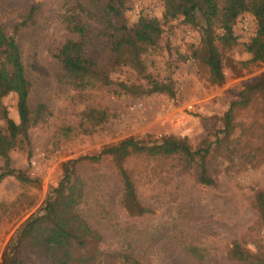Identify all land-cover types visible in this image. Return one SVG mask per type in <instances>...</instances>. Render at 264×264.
Listing matches in <instances>:
<instances>
[{
	"label": "rangeland",
	"instance_id": "obj_1",
	"mask_svg": "<svg viewBox=\"0 0 264 264\" xmlns=\"http://www.w3.org/2000/svg\"><path fill=\"white\" fill-rule=\"evenodd\" d=\"M75 3L0 0V23L9 34L16 33L32 82L30 105L44 103L52 111L47 120L30 130L29 144L11 152L12 167L23 170L34 181L11 175L0 182V261L17 229L42 208L49 192L58 185L67 160L97 153L105 144L131 135L175 134L187 137L193 146L205 138L215 140L224 127L225 112L244 84L264 77V61L253 60L247 47L257 30L250 12L237 19V43L223 49L226 79L214 84L208 67L192 54V46L196 48L201 38L197 28L186 24L183 16L165 21L164 0H125L119 21L128 31L135 29L140 16L163 20L159 44L150 48L143 60L158 78L173 79L175 95H119L114 86L77 91L62 78V63L56 57L66 40L76 38L64 21L66 9ZM34 6L38 8L33 19L25 23ZM20 24L25 25L15 32ZM106 42L102 37L92 39L88 57L110 71L114 80H135L131 68L110 62L111 48ZM2 104L18 122L17 95L8 94ZM89 106L109 108L113 116L94 133L64 137L61 128L77 124L79 114ZM0 123L4 126L5 120ZM128 166L136 175L141 202L154 208V214L131 216L126 212L121 205L122 186L109 159L79 167L89 182L86 214L103 234L105 250H130L145 264H228L229 246L256 222L252 200L254 188L264 186V165L232 171L219 160L213 165L214 185L198 183L194 175L181 172L170 160L137 157L131 158ZM3 167L0 157V171ZM102 206L106 208L103 217L98 214ZM189 246L199 251H190ZM26 264L44 263L29 255Z\"/></svg>",
	"mask_w": 264,
	"mask_h": 264
},
{
	"label": "trees",
	"instance_id": "obj_2",
	"mask_svg": "<svg viewBox=\"0 0 264 264\" xmlns=\"http://www.w3.org/2000/svg\"><path fill=\"white\" fill-rule=\"evenodd\" d=\"M37 8L30 9L25 23L33 19ZM124 10L125 0H89V3L76 0L73 7L68 6L64 21L76 38L66 40L56 52L63 67L62 78L81 92L114 86L119 95L174 96L173 79L158 78L147 70L143 60L150 48L158 46L164 31L163 20L140 16L130 32L119 21ZM245 12H250L257 21L248 50L253 60L264 61V0H164L163 19L183 16L186 24L200 31V42L196 48L192 46V54L208 67L211 82L222 84L226 79L223 49L237 43L234 26ZM24 25H17L15 32ZM99 37L110 45V62L131 68L136 73L135 80H114L110 71L88 57L90 42ZM31 90L32 82L27 77L16 33L9 34L0 23V120H5L4 126L0 123V157L4 160L0 182L11 175L22 181H34L23 170L12 167L11 159L13 150L29 144L30 130L52 115L44 103L30 105ZM10 93L17 95L18 122L2 104ZM79 116L77 124L68 123L61 128L64 137L94 133L113 113L106 107L89 106ZM218 133L215 140L205 138L197 146L187 137L175 134L131 135L105 144L97 153L67 160L58 185L49 192L42 208L14 233L0 264H26L29 255L44 264H145L130 250L108 251L102 247L103 234L86 214L89 182L79 167L109 159L122 186L121 205L131 216L155 213L154 208L141 202L136 175L128 166L131 158L170 160L173 166L191 173L203 185L216 184L213 165L219 160L226 162L227 169L232 171L260 168L264 165V77L244 84L225 112L224 127ZM252 207L257 213L256 222L233 240L226 254L228 264H264V186L254 188ZM98 211L105 216V206ZM189 250L199 251L195 246H189Z\"/></svg>",
	"mask_w": 264,
	"mask_h": 264
}]
</instances>
